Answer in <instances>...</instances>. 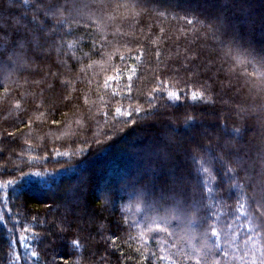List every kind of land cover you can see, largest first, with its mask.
<instances>
[{
	"label": "trees",
	"instance_id": "1",
	"mask_svg": "<svg viewBox=\"0 0 264 264\" xmlns=\"http://www.w3.org/2000/svg\"><path fill=\"white\" fill-rule=\"evenodd\" d=\"M159 1L0 0V264H259L264 0Z\"/></svg>",
	"mask_w": 264,
	"mask_h": 264
},
{
	"label": "snow or ice",
	"instance_id": "2",
	"mask_svg": "<svg viewBox=\"0 0 264 264\" xmlns=\"http://www.w3.org/2000/svg\"><path fill=\"white\" fill-rule=\"evenodd\" d=\"M22 2L27 4L28 0H22ZM63 2L64 0H54V3L51 5V7H57ZM31 22H35L36 27L41 30V36L39 37V39H46L47 34L44 33L43 28L40 25L39 21H35V19L33 18V20L30 21V23ZM188 23H192V21L189 20ZM36 39L37 37L30 36L26 30H22L20 25L12 19H9L4 22H0V47L4 46V44L7 43L9 49H12V48H16L20 44L21 40L32 41ZM109 79H113V77H110ZM105 86H107V81L105 82ZM169 95H172V93H169ZM192 98L193 99L202 98V93L194 92ZM116 111L120 112V109H116ZM9 135L12 134L10 133ZM202 170L204 172L208 171L207 168H204ZM249 239H251V237H249ZM73 243L78 244V242L75 241ZM32 255L35 256L36 253L33 252ZM253 264H255V261L253 262ZM259 264H264V252H262L261 257L259 258Z\"/></svg>",
	"mask_w": 264,
	"mask_h": 264
},
{
	"label": "rangeland",
	"instance_id": "3",
	"mask_svg": "<svg viewBox=\"0 0 264 264\" xmlns=\"http://www.w3.org/2000/svg\"><path fill=\"white\" fill-rule=\"evenodd\" d=\"M153 1H156V2H160L159 0H153ZM215 1L216 0H210V4H212V6H215ZM206 2H207V0H206ZM25 4V3H24ZM13 5V4H12ZM11 6V5H10ZM144 6H147L146 4H144ZM198 7V6H197ZM210 8V9H213V7H211V6H209V1H208V3L206 4V5H202V6H200V8ZM216 21V20H215ZM240 22H238V23H236V24H239ZM252 42V41H251ZM251 42H249V46H252V45H250L251 44ZM253 43V42H252ZM255 44H257V43H255ZM251 51H252V49H251ZM254 52H257V53H259L261 56L260 57H263L264 56V54H262L261 52H258L257 50L256 51H254ZM213 120V119H212ZM175 122H172L171 123V125H170V128H169V132H170V130L171 131H173V132H176L177 133V128L175 127V124H174ZM261 123H257L256 124V129H257V132H260V135H261V133H263L264 132V128H263V125H260ZM190 133H191V135H193V136H198V131H197V129L196 128H194V129H191L190 130ZM206 135V136H205ZM205 135L204 136H201V140L203 141V142H209V139H210V135L208 134V133H205ZM262 136V135H261ZM142 137H144V134H140V135H138V141H141V138ZM198 137H200V136H198ZM235 136H233V138H234ZM119 164H120V162H118ZM119 172H120V169H118V173H115L116 175L115 176H113V178H114V180H118V182L120 183V184H123L124 182H125V180L124 179H122V177L120 178V174H119ZM126 180H127V178H126ZM204 182H205V180H204ZM249 185L251 184V182L250 183H248ZM169 187V186H168ZM100 195H102L103 196V193H100ZM60 201H62V199L60 198V199H57V200H55L54 202H55V207H56V205L57 204H59V203H61ZM111 204H113V203H111ZM87 205H88V203H87ZM55 207H53L52 208V210L53 209H56ZM134 210H136V211H140L139 209H137V208H134ZM169 220H171V218L169 219ZM187 221V223H189V224H192V222L190 223V221H188V220H186ZM192 227H193V224L190 226V229L192 230Z\"/></svg>",
	"mask_w": 264,
	"mask_h": 264
}]
</instances>
